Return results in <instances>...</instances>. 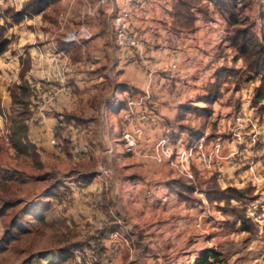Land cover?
Here are the masks:
<instances>
[{
  "label": "crops",
  "instance_id": "crops-1",
  "mask_svg": "<svg viewBox=\"0 0 264 264\" xmlns=\"http://www.w3.org/2000/svg\"><path fill=\"white\" fill-rule=\"evenodd\" d=\"M84 1L58 0L51 4V7L55 6L58 9L53 24L41 21L46 9L32 16L34 20L31 23H43L48 27L44 36L34 33V36L40 39L39 43H36L35 39L28 38V47H24L22 52L18 50V53L12 57L8 56V51L0 55V169L16 172L13 178L9 181L5 179V183L0 186L3 190L11 189V191H0V206L5 201L11 200L13 182L24 185L41 181L46 184V180L36 179V176L51 170L61 175L79 168V175L94 174L89 183L66 182L57 194L45 197L41 194L47 187L46 184L36 199H24L26 201L23 202V207L29 209L37 203L35 208L45 221L46 212L57 203L58 196L63 194L62 189L66 187V190L71 189L74 201L81 202L87 197L91 198L96 209L109 222L118 225L119 229L122 225H119L117 220L131 227L133 238L130 239L127 234L129 245L110 264H192L201 250L214 246L216 232L227 228L230 230L239 228V222H235L234 227H231L233 220L220 210L216 202L207 200L204 188L199 193L196 191L197 178L206 180L204 183L206 185L210 177H215L221 188L241 189L250 186L253 188V194L257 196L255 188L264 182V170L258 169L259 164L255 166L259 180L255 182L247 170V155L242 154L241 151L235 156L232 164H224L220 168L204 170L198 164H193L191 168L193 180L187 181L175 175L165 164H157L152 160L132 157L124 153L118 154L113 159L112 152L114 148L117 149L118 142L122 141L121 134L124 127L119 111L124 107L123 99L126 94L149 93V106H153L157 114L159 125L144 130L141 141L143 145H148L145 139L147 137L154 139L162 127L169 129L173 141L179 143H191L193 138L197 140L201 136L208 138L213 136L211 126L204 124L203 116L193 112L183 114L181 110L186 104L205 106L201 101L202 96L205 95L203 88L212 80L213 73L219 69L215 65H219V61H224L223 58L214 57L215 51L226 45L227 33L220 37L224 22L217 15L215 19L219 20L221 28L209 30L204 27L203 20L210 18L193 11L195 18L193 29L186 31L174 27L172 12V30L179 37L180 44L176 50L178 68L173 73H169L173 48L162 43V27L157 30L152 28L161 26L158 10L154 8L143 25L137 18L134 21L135 25H142L144 32L145 42L139 53L144 58L143 63H146L145 69L135 63L124 61L123 55L128 52L122 50L120 54L114 46L108 30L110 16L102 9L97 10L89 19L91 34L89 40L68 45L64 49L59 47V43L63 42L64 33L77 25ZM175 2L176 0L174 4ZM18 3H20L18 7L12 8L19 10L23 2ZM201 3H207L208 8L213 9L211 3L205 0H201ZM3 5H7L6 0H0V7ZM25 39L23 38V41ZM26 54L30 58V66L24 79L31 92L29 116L26 120L27 137L37 149L40 169L34 168L27 156L18 155L9 140L10 123L7 116L10 114L11 98L7 87L12 83L20 82L18 76L20 58L25 57ZM189 58L194 59V66L188 76L184 77V62ZM14 64L15 72L13 71V76L9 77L10 66ZM51 93H54L52 99L49 97ZM225 97L222 93L212 104V113L209 116L215 115L217 110L221 115H227L217 123L216 133L219 135L215 137L223 138L224 151L230 152L235 150L236 140L228 127L232 107L221 105ZM79 102L82 104L79 105ZM84 104L85 109L80 112L78 108L84 107ZM91 104L93 106H89ZM242 105H246V102ZM64 113L73 114L78 120L73 118L66 120ZM98 113L102 114L97 126L101 147L97 144L98 141L92 140L88 134H85L88 131L85 128L87 121L92 120L91 117L97 116ZM181 125L186 126L185 129H182ZM55 126L65 144L62 153L57 152L50 143ZM104 127L107 138L104 135ZM246 128L241 131L243 138L241 150L251 146L254 136L257 141L260 138L253 133L250 126L247 125ZM68 131L69 136H65ZM88 139L92 141L89 140V143ZM257 141L253 148L254 154H258L261 147ZM77 142L81 147L86 143L91 144L87 156L82 159L71 157L70 147H74ZM107 148L109 149L106 150ZM81 149L87 150V147ZM100 164L109 168L110 174L114 176L113 179L100 174ZM174 179H182L193 186L192 200L182 199L176 192L168 189L167 182ZM199 213H203L205 217L201 228L197 229L194 222ZM246 214L254 220L256 228L260 227L258 217L264 223L261 216L255 217L254 214L253 217L250 216L247 209ZM23 215L33 218L29 211L24 212ZM103 221L92 223L96 224L94 229H98L97 224ZM6 223L4 214H1L0 234ZM20 225L22 226V222ZM22 227L26 230L24 225ZM246 232L249 231L242 230V233L247 234ZM220 238L226 240L228 236ZM92 244H95V241L89 240L83 247ZM68 252L62 258L58 248L51 249L45 254V260L49 264H62L71 260L70 250ZM48 253L52 255L50 260L47 259Z\"/></svg>",
  "mask_w": 264,
  "mask_h": 264
},
{
  "label": "rangeland",
  "instance_id": "rangeland-1",
  "mask_svg": "<svg viewBox=\"0 0 264 264\" xmlns=\"http://www.w3.org/2000/svg\"><path fill=\"white\" fill-rule=\"evenodd\" d=\"M14 1L16 2L14 6L18 7L20 4L18 2L22 1L24 3L26 0H6L7 5L0 7V25H5V36L9 40L6 51H8L7 53L10 57L15 56L18 53V50L22 52L24 47H28V38L30 40L35 39L36 43H39L38 41L40 39L34 36L35 32H37L40 36H44L43 34H45V31L48 30V27L43 23H31V21L34 20V17H31L32 19L24 18L21 22H19L20 24H13L11 19L4 13V10L6 8L12 9L10 4H12ZM208 6V4L200 2L198 7L199 10L193 11L195 13L204 15V17H209L210 20L216 18L217 15L218 17H221L224 23L222 28L220 25V37H222L224 33L228 34L230 32V34H232L236 28L247 25L256 36H259L261 34L260 31H262V28H264V7L260 6L257 0H237L236 5H231L233 8L234 17L237 18V23L231 22L232 18L224 8L212 5L213 9H209ZM47 8L46 12H44V15H42L43 19L41 21L53 24L55 22L58 9L55 6L51 7V5ZM4 15H6V17H4ZM23 38H26L25 41H23ZM230 44V40H228V43H226L225 46L220 47L218 51H215V58L217 57L224 59V61H219V65H215V67L234 68L235 70L242 71L246 67V63L243 61V59H237L233 61V56L236 54V49ZM15 67V64L12 67L10 66L9 77L13 76L12 73L13 71L15 72ZM237 80L238 77H232L224 81L223 85L221 86V92L224 94V96H226V99L221 105L232 107V113L234 110L243 108L246 115L256 118V128L253 129L250 125L248 126L251 127L253 133H256L257 135L264 138V97L260 99L259 102L253 101L254 88L258 85V80L257 78H253L246 81L244 78H242V80L239 82L238 88L235 89L234 86ZM119 98L121 99V92H119ZM245 102L246 105L243 106L242 104ZM80 104L82 103L79 102V105ZM89 106L93 105L91 104ZM78 109L80 112H83L85 109V104L84 107H79ZM121 111L122 110L119 112ZM231 112L230 114H232ZM101 115L102 114L98 113L97 116L91 117L92 120H88V123H86L85 128L88 131L85 134H88L92 140H99L97 126L99 124V120L101 119ZM226 117L227 115H221L219 110H217L215 115L208 117L203 116L204 119L202 120L204 124L206 126H211V134L213 135L212 137L219 135L216 133L217 123L221 120V118L225 119ZM246 127L247 126L243 127L240 131ZM103 131H105L104 135L107 138L105 127L103 128ZM68 133L69 131L65 134V136H69ZM58 138L61 141V149L56 151L62 153L64 151L63 148L65 144L60 135H58ZM89 140L91 139H88V142L90 143ZM104 141L106 142V140ZM195 142L196 139L193 138L191 139V143L188 144L193 145ZM97 144H100L99 146L101 147L100 142ZM90 146L91 144L88 143L82 145V147H87V151L90 150ZM75 147L80 148V143H75ZM70 150H73L72 146L70 147ZM258 152H260V148ZM118 154H123L122 141L121 143L118 142L117 149H113L112 158H116ZM71 157L75 159L73 155H71ZM261 158L262 156L260 155L255 157V160H259V165L257 167L262 171L264 170V161H262ZM78 171H80V169L76 168L75 170L64 173H72L71 176L65 180V184L66 182L68 184H70V182L75 183ZM108 177L112 179L114 178V176L111 174H109ZM205 181L206 180L204 179L197 178L196 191L198 193L205 187ZM46 184L41 181H36L35 183L31 182V184L27 183L24 185L13 182L11 184L13 185V196L10 197V199L12 201H19L15 206L5 210L4 219L8 221L14 212H17L23 207V202L27 199H36ZM65 188L66 187L63 189ZM8 189L9 188L3 190L0 187V191H7ZM255 189L257 190L256 193L259 198H257V201L252 202L251 204H246L247 213H249V215L252 217L255 206L264 202V182H261L259 187H256ZM8 191H11V189ZM66 191L68 192V195H65L64 193L62 195L60 194V196H58L57 203H54L52 208L46 212L45 221H36L27 215L21 216L22 226L24 225L26 230L24 233H18L16 235L17 238L9 241L6 243V245L0 244V247H2L0 250V264H20L25 258L32 257L34 254H41L39 259L40 264H49L48 261L45 260L44 254H46L51 249H56V247L61 244L60 239H62L66 234L69 233V236H72L71 240L76 236L73 241H83L88 236L96 235L99 228L109 222L105 216L96 209L91 198L87 197L81 202H79V200L74 201L72 199L70 189ZM61 199H64V201ZM115 199H117L116 196ZM259 218L260 217H258L257 221H259L258 224H260V227L254 229L251 232H246L247 234L242 233V230L239 228L234 230L227 228V230L225 229L221 230L220 232H216L214 234L213 240L214 246H212L211 249L217 254V258L212 262V264H264V231L261 227L263 223ZM99 220H104V223L99 222L97 224L98 229H94L96 224L93 225L92 223H96V221ZM4 230L5 228L3 231ZM2 233L0 234V238ZM224 236H228V239L224 240V238H220ZM47 255V259L50 260L52 257L51 253H48ZM35 262L36 261H33V264H36ZM62 264H72V261L68 260L64 263L62 262Z\"/></svg>",
  "mask_w": 264,
  "mask_h": 264
},
{
  "label": "built area",
  "instance_id": "built-area-1",
  "mask_svg": "<svg viewBox=\"0 0 264 264\" xmlns=\"http://www.w3.org/2000/svg\"><path fill=\"white\" fill-rule=\"evenodd\" d=\"M84 2L83 8L78 15L77 25L64 33L62 36L63 42L80 44L83 41L89 40L91 37L89 19L97 10L102 9L110 16L108 30L114 46L119 50L120 54L122 50L128 52L126 55H123L124 61L135 63L145 69L146 63H143L144 58L139 53L145 42L141 26L151 16L154 8L158 10L161 26L152 28L157 30L162 27V43L170 45L173 48L172 62L168 71L169 73H173L178 68L176 50L179 48L180 39L173 32L171 24L173 20L174 0H94L93 2L85 0ZM257 2L260 6L264 7V0H257ZM15 4L16 2L14 1L10 5L13 7ZM136 18L141 21V26L134 24ZM203 24L209 30L220 28V22L215 18L203 20ZM193 66V58L185 60L184 77L188 76ZM53 96L54 93H51L49 97L52 99ZM149 100L150 94L147 92L124 95V107L120 113V120L124 127L121 134L122 151L124 154L152 160L157 164H165L179 178L192 181L193 173L191 168L193 164H198L204 170L220 168L224 164H232L235 156L242 151V154L247 155L246 165L248 172L255 182L259 181L255 169V166L259 164V160H255V157L261 155V160L264 161V138L260 136L257 141L254 136L250 147L243 150L240 149V146L243 144L240 130L247 125H250L253 129L256 128V118L246 115L243 108L234 110L230 114L228 121L230 132L236 140L235 150L233 151H224V139L220 137L208 138L201 136L193 145L174 142L171 131L163 127L154 139L151 140L149 137L145 139L148 145H143L141 141L144 130L146 128L153 129L159 125L157 114L153 106H149ZM256 141L261 144L258 154H254L253 152ZM50 143L55 150L59 151L61 149V141L58 138L56 126L53 129ZM71 153L75 159H82L87 156V150L76 148L75 146ZM99 171L103 177H107L110 174L109 168L104 164L99 165ZM4 183L5 178L0 173V186ZM62 191L65 195H68L66 189H62ZM204 217L203 213L198 214L194 222L195 228H201ZM117 223L122 225L121 228L111 231L104 238H101L98 247L92 244L88 247L73 248L70 251L72 264H110L129 245L130 240L127 238V234L130 236V239L133 238L130 226L123 225L121 220H117Z\"/></svg>",
  "mask_w": 264,
  "mask_h": 264
},
{
  "label": "trees",
  "instance_id": "trees-1",
  "mask_svg": "<svg viewBox=\"0 0 264 264\" xmlns=\"http://www.w3.org/2000/svg\"><path fill=\"white\" fill-rule=\"evenodd\" d=\"M58 0H26L19 10L6 8L4 13L9 17L13 24L21 22L24 18H31L43 12L48 6L57 2ZM214 6L224 8L232 18V23H237V18L234 17L233 4L236 5L237 0H205ZM201 0H176L173 8V25L175 28L190 31L193 29L194 14L193 10H199ZM207 4V3H205ZM232 5V6H231ZM4 15V17H6ZM261 34L256 36L250 27L242 26L236 28L235 31L227 34L226 43L230 40V45L235 47L236 54L233 56V61L243 59L246 67L242 71L235 70L234 68L221 67L212 75V80L208 81L204 86L205 95L202 96L201 101L205 104L204 107H197L192 104H186L182 108V113L193 112L199 116H209L212 113V104L221 96V86L226 79L238 77L235 83V89L238 88L239 82L244 78L248 81L257 78L258 85L254 88L253 101L259 102L264 97V28L260 31ZM230 36V37H229ZM9 40L5 36V25H0V55L7 50ZM75 43H59V47L67 48L68 45ZM30 66V58L26 54L25 57L20 58L19 69V83H12L7 87L11 98L10 114L7 116L9 121V140L18 155L27 156L33 163V167L40 169L39 154L36 147L32 144L27 137V123L26 120L29 116V104L31 92L27 81L24 79ZM1 111V108H0ZM66 120L73 118L78 120L73 114L64 113ZM186 126L181 125L182 129ZM0 173L7 181L16 175L15 171L0 169ZM71 172L67 174H59L57 171L51 170L42 172L36 176V179L46 180L47 187L41 195L49 196L57 194L61 186L65 184V180L71 176ZM94 177L93 173L77 175L76 181L82 184L89 183ZM167 187L171 192H176L180 198L188 201L192 200L193 186L187 184L182 179H174L167 182ZM206 198L210 202H216L220 210L227 214L232 220L234 227L235 222H239V228L243 231H253L256 229L254 220L246 214V204H251L257 200V196L253 194V188L246 187L237 189L234 187L221 188L218 186L215 177H210L204 187ZM19 200H8L0 206V215L5 214L7 208H11L18 203ZM37 203L35 204V206ZM35 206L27 209L22 207L17 212H14L10 219L7 221L5 230L3 231L0 244L6 245L11 240L17 238V234L25 232V229L20 225L21 216L26 211L36 221H44L42 215L38 212ZM255 217L261 216L264 219V202L256 205L254 210ZM119 226L113 222H108L106 225L99 228L96 235L86 237L83 241L71 240L72 236L66 234L58 245L60 257H65L73 248H79L87 245L89 240H94L97 247L99 246V239L105 237L108 233L118 230ZM264 231V223L262 227ZM2 247H0L1 250ZM41 255V254H40ZM39 254H34L32 257L25 258L20 264H36L39 263ZM45 255V254H44ZM217 254L211 249L201 250L192 264H212L216 260Z\"/></svg>",
  "mask_w": 264,
  "mask_h": 264
}]
</instances>
